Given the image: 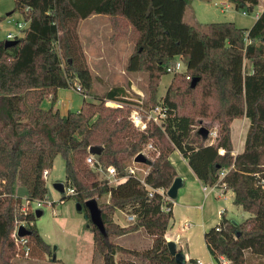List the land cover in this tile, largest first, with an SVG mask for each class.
<instances>
[{"label": "trees", "instance_id": "trees-1", "mask_svg": "<svg viewBox=\"0 0 264 264\" xmlns=\"http://www.w3.org/2000/svg\"><path fill=\"white\" fill-rule=\"evenodd\" d=\"M193 0H15L27 23L18 43L0 40V264H23L34 256H52V247L36 227V213L23 212L35 201L45 202L47 178L55 159L65 161L66 185L85 207L96 199L105 234L90 219L95 252L102 264H138L117 261L119 253L142 264H177L165 234L173 218L174 200L167 191L177 178L170 161L178 150L206 186L220 181L234 193V204L250 214L234 224L223 212L205 233L217 264H264V10L250 28L234 22H214L202 27L191 13ZM212 1V0H205ZM237 10L253 12L260 0H227ZM94 15L109 18L113 41L133 43L126 68L148 76L147 110L162 106L166 117L138 130L129 117L128 90L114 86L98 101L83 97L78 111L54 109L56 92L78 83L90 94L95 77L79 35V23ZM3 18H0L2 21ZM181 57L185 69L173 74L166 94L158 86L167 67ZM193 78H198L195 87ZM51 107L43 108L45 99ZM106 101L123 107L110 108ZM247 117L250 127L244 149L234 154L231 125ZM216 131L214 142L198 130ZM150 164L134 163L148 145ZM101 146L95 158L113 166L117 183L99 177L87 163L90 148ZM224 154H220V149ZM135 166V174L129 171ZM227 170L224 177L219 173ZM143 171H146L144 173ZM16 185L27 189L24 200ZM54 203H52L53 205ZM123 211L135 220L122 226L114 214ZM34 222L30 234L15 238L17 222ZM144 230L152 238L148 249L125 248L115 237ZM22 241L25 243L23 244ZM28 249V255L25 254ZM191 262V261H190Z\"/></svg>", "mask_w": 264, "mask_h": 264}, {"label": "rangeland", "instance_id": "rangeland-1", "mask_svg": "<svg viewBox=\"0 0 264 264\" xmlns=\"http://www.w3.org/2000/svg\"><path fill=\"white\" fill-rule=\"evenodd\" d=\"M220 1L221 0L192 1L191 13L202 27H206L209 23L214 22H234L239 27L250 28L255 23L258 14L264 10V0H260L259 5L253 12L247 13H243V10H237L231 3L225 0L226 3L230 5V8L223 12L222 6L219 4ZM216 2L218 5H216ZM0 18H3V20L0 21V40L6 41V35L8 33H12L17 37L23 35L22 30L18 28V22H22L26 26V21L23 14L15 9V0H0ZM80 23L78 27L79 35L81 36V41H84L87 48L90 49V44L93 43L94 40H97L98 44L95 45L94 43V50L90 53L92 55L101 54L104 58L107 56H111L112 59L115 58L117 54L112 52L110 45L113 40L111 39L112 31L109 18L101 15L94 17L91 21L83 22L81 25ZM129 46L134 47L133 43ZM96 47L99 51H96ZM131 51H133V49L128 51L126 49L125 54H122L124 55V59L122 58L121 62L117 60L118 62L115 63L116 67L113 66V68L106 67L105 62L102 61L92 62L94 67H90V69L96 79L88 95V101H98L99 99L96 98V96L102 95L105 91L114 86H124L129 92L128 95L133 93L138 96L139 94L129 87V85L133 83H135L137 90L142 91L147 97V74L144 72H129L126 68V62L128 61V56L132 53ZM118 53L120 52L118 51ZM172 78L173 73H167L162 76L158 86L159 98H162L166 94ZM58 96L60 103L57 104L56 97L54 109L56 110L59 108L64 114L68 112V109L71 111H78L83 102V96L72 88L60 89ZM51 103V99L47 98L44 100L42 106L45 109H49ZM112 105H114L113 102ZM133 167L135 168V166ZM98 176L102 177V174L98 172ZM57 183H66L65 161L62 156H58L55 159L54 166L49 172L47 177V199L42 207L38 208L43 214L40 217H36L35 221L37 229L46 240L50 242L48 243L52 247L53 254L51 257L48 255L44 257L43 255L34 256V258L27 260V262L23 264H82L88 247L93 245V234L87 225V219L84 213L78 211L75 199L61 201L67 194L61 193L56 189L55 185ZM16 193L25 200L27 189L24 186L17 185ZM49 202L54 204H49ZM226 205L228 207L229 216L237 222H242L246 217L250 216L249 213L243 211L233 203L231 192H228ZM33 206L35 207V205ZM194 238L196 244L202 246L201 251L204 252V235L196 234ZM201 259H203L206 264H211L212 262V258L206 253ZM255 262L256 264L263 263L260 260H256ZM191 263L190 261L188 262V264ZM138 264H142V262Z\"/></svg>", "mask_w": 264, "mask_h": 264}, {"label": "crops", "instance_id": "crops-1", "mask_svg": "<svg viewBox=\"0 0 264 264\" xmlns=\"http://www.w3.org/2000/svg\"><path fill=\"white\" fill-rule=\"evenodd\" d=\"M98 16L101 15L91 16L88 19L83 20L81 23L86 21H91L94 17H98ZM82 42L84 45V50L88 59L89 66L91 68L94 67L92 65V62L94 61L105 62L106 67L108 68H113V66L116 67L115 63L118 62L117 60H120L121 62L122 58L124 59V55L122 54H125L126 49L127 51L133 49V46H129L132 42L124 38H120L118 40L112 41L110 44L112 48V52L117 54L115 58L112 59L111 56L110 57L107 56L104 58L101 54L92 55L90 53L92 52V50H94V46H93L94 43L95 45L98 44L97 40H94V42L90 44L89 46L91 47L90 49L87 48L83 40ZM95 49L96 51H99L97 50V47ZM118 51L120 53H118ZM129 87L130 89H132L133 91H135L137 94L140 95L137 96L136 94L134 95L133 93H130L131 96L128 95L129 97H134L136 99L138 98L143 103L146 101L145 99L147 97L142 91L137 90L135 83L129 85ZM59 90L60 89H58L56 92L57 104L60 103L58 99ZM249 127H250V120L247 117L235 119L232 122L231 137L234 146V151H233L234 154H239L243 151L246 134L248 132ZM170 161L177 171V177L182 178L183 185L179 189L177 197L174 199L173 202V207H172L173 218L165 234L166 240L167 242L172 241L177 244L178 250L185 255L186 264H188L189 261L192 262L191 264H195L196 260L203 261V259L201 258L202 256H205V253L210 255V257L212 258L211 264H217L216 260L209 252L206 241L203 242V247H205L204 248L205 253H204L203 251H201L202 246H198L196 244L194 237L196 236V234L205 235L206 231H208L210 228H212L219 222V219L223 212L226 213L228 218L232 219V217L229 216L228 214L229 211L226 205V201L228 200V192H231L232 201L234 203V193L231 190H228L227 188H225V190H220L219 188L204 185L195 175V173L189 166L188 161L182 156V154L178 150H175L171 154ZM0 185H1V181H0ZM25 197H27V194ZM114 220L119 224H121L122 226H127L129 224L128 215L123 211H117L114 214ZM44 239L47 243L49 242L46 240L45 237ZM204 240H205V236H204ZM114 241L125 248H132L136 250L148 249L152 245V238L149 235H147V233L144 230H139L134 233H129L115 237ZM116 259L119 262L133 261L139 263V261H135L134 260L135 258H133L132 256L122 253L117 254ZM82 264H102L101 257L95 252L94 242L92 246L88 247L87 253L85 254Z\"/></svg>", "mask_w": 264, "mask_h": 264}, {"label": "built area", "instance_id": "built-area-1", "mask_svg": "<svg viewBox=\"0 0 264 264\" xmlns=\"http://www.w3.org/2000/svg\"><path fill=\"white\" fill-rule=\"evenodd\" d=\"M219 4L222 6V11L223 12H225L227 9L230 8V5L227 4L226 1H224V0H221ZM216 5H218L217 2H216ZM26 26H27V23H26ZM26 26L22 22H18V28L20 30L23 31V29H25ZM16 37L17 36L13 35L12 33H8L6 35V39L7 40H15ZM184 69H185V64H184L182 58L181 57H177L176 62L174 64H170L167 67L166 70H167L168 73H173L174 74V73H177V72H183ZM74 90L77 93L81 94L85 99L88 98V94L83 91L82 87L78 83H76V86H75ZM128 99L132 100L133 102H135V104L132 105V111H131L129 119L132 122V124L134 125V127H136L138 130H145L150 123H155V124L160 125L162 120L166 117V109L164 107H162V106L147 110V109H145L142 106L143 102L141 100H139L138 98L136 99L134 97H128ZM112 102L114 103V105H112ZM105 105L107 107H110V108L123 107V104H121L119 102H115V101H106ZM216 136H217L216 131H210L208 139L210 140L211 143L214 142V138ZM151 148H152V145L150 144L141 153L146 155L147 151L149 149H151ZM219 153L220 154H224V150L221 148L219 150ZM95 156L96 155H92L91 154V156L87 157V163H89L94 168V170L97 173L98 172L101 173L102 177L109 178L110 179V183H117L118 179L115 178V175H116L115 168L113 166L104 167L95 158ZM136 169H137L136 167L135 168L134 167H130L129 171L132 174H135L136 171H137ZM143 172L146 173V171H143ZM226 172H227L226 169L221 171L219 173V178L224 177ZM45 177L46 178L48 177V172L45 173ZM262 183L264 184V179H263ZM212 187L219 188L220 190H225L226 185L224 183H220V181H218ZM64 191H65L64 193H66L67 195H74L76 193L74 188L69 187L66 184H64ZM43 203L44 202H41V201H35V202L32 203V206L30 208L27 207V206H24L22 208V210H23V212H27L30 209V210H32L35 213V211L38 208L42 207ZM49 204H52V203L49 202ZM33 205H35V207ZM134 220H135L134 216H129L128 215V222L129 223L133 222ZM33 225H34L33 221H31V222H27V221L17 222L15 230H14L12 236L15 237V238L16 237L20 238V236H18L19 227L20 226H24V227H26L28 229L29 226H33ZM22 243L24 244L25 242L22 241ZM25 254L28 255V249L26 250ZM222 260L224 261L225 264H228V261H226L224 258ZM195 264H206V263H204L202 260H196Z\"/></svg>", "mask_w": 264, "mask_h": 264}, {"label": "water", "instance_id": "water-1", "mask_svg": "<svg viewBox=\"0 0 264 264\" xmlns=\"http://www.w3.org/2000/svg\"><path fill=\"white\" fill-rule=\"evenodd\" d=\"M18 43L17 40H6L5 41V46L6 47H11L14 46ZM198 81V78H193L191 81V86L195 87L196 82ZM198 134L204 139L207 140L210 134V130L206 128L205 126H201L198 130ZM90 153L92 155H100L102 152V147L101 146H92L90 148ZM135 163H143V164H150V160L147 158V156L143 153L137 154V156L134 158ZM183 185V180L180 177H177L170 188L167 191V196L171 199L174 200L177 197L179 189ZM56 189L59 190L61 193H64V184L63 183H57L55 185ZM85 207L89 211V217L85 216L86 219H90L91 223L97 227L103 234H105V225L102 219V212L99 207V203L96 199H91L88 200L85 203ZM77 209L78 211L82 212L83 206L80 203H77ZM36 217H40L42 215V211L40 209H37L35 211ZM234 224H237V221L232 220ZM31 232L24 226H20L18 229V236L24 237L29 235ZM168 249L170 254L175 258V261L177 264H186V258L185 255L178 250L177 244L175 242L169 241L167 242ZM55 258V255H54Z\"/></svg>", "mask_w": 264, "mask_h": 264}]
</instances>
